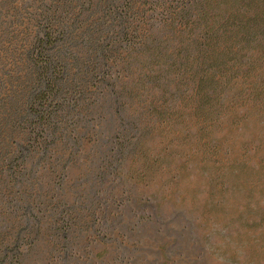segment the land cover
I'll return each instance as SVG.
<instances>
[{
  "label": "rangeland",
  "instance_id": "obj_1",
  "mask_svg": "<svg viewBox=\"0 0 264 264\" xmlns=\"http://www.w3.org/2000/svg\"><path fill=\"white\" fill-rule=\"evenodd\" d=\"M187 1L0 0V264H264V104L162 76Z\"/></svg>",
  "mask_w": 264,
  "mask_h": 264
},
{
  "label": "trees",
  "instance_id": "obj_2",
  "mask_svg": "<svg viewBox=\"0 0 264 264\" xmlns=\"http://www.w3.org/2000/svg\"><path fill=\"white\" fill-rule=\"evenodd\" d=\"M183 10L170 12L166 26L172 31L167 42L185 46L184 53L168 56L162 76L171 74L192 92L189 98L205 122L239 106L263 105L264 0H188ZM49 27L36 36L32 61L39 83L55 92L59 70L52 66Z\"/></svg>",
  "mask_w": 264,
  "mask_h": 264
}]
</instances>
